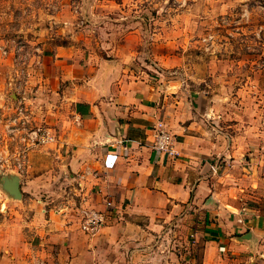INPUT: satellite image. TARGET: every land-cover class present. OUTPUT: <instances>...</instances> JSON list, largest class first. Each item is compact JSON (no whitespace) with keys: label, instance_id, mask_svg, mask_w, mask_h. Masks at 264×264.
<instances>
[{"label":"crops","instance_id":"0c3cea01","mask_svg":"<svg viewBox=\"0 0 264 264\" xmlns=\"http://www.w3.org/2000/svg\"><path fill=\"white\" fill-rule=\"evenodd\" d=\"M60 54L51 64L52 74L57 68L50 85L35 99L47 109L39 108L40 116L58 139L47 160L49 174L55 178L61 169L80 196L76 211L90 206L105 212L107 222L88 235L78 216L64 209L63 216L50 211L43 217L33 208L28 214L24 188L18 201L0 183V264H107L127 236L147 234L134 221L148 227L179 214L197 221L194 236L205 239L203 264L227 263L232 256L234 264H264L261 131L219 116L205 94L137 75L126 61L77 70ZM159 124L174 136L179 156L153 150ZM35 161L29 159L19 176L29 178ZM45 178L25 181L27 191Z\"/></svg>","mask_w":264,"mask_h":264},{"label":"rangeland","instance_id":"374dc122","mask_svg":"<svg viewBox=\"0 0 264 264\" xmlns=\"http://www.w3.org/2000/svg\"><path fill=\"white\" fill-rule=\"evenodd\" d=\"M59 51L77 70L126 61L137 75L207 95L216 114L240 118L261 131L260 139L264 135V0H0V182L3 175H21L14 167L19 154L26 165L36 157L30 177L20 176L28 214L33 208L47 217L64 209L78 216L80 196L66 174L59 168L55 178L49 174L52 144L32 146L14 131L18 108L29 133L52 129L39 113L47 109L35 99L40 87L50 85ZM37 175L46 177L44 183L27 191L25 181ZM134 223L147 234L127 236L107 264H203L205 239L194 236L192 218Z\"/></svg>","mask_w":264,"mask_h":264},{"label":"built area","instance_id":"2783aa9c","mask_svg":"<svg viewBox=\"0 0 264 264\" xmlns=\"http://www.w3.org/2000/svg\"><path fill=\"white\" fill-rule=\"evenodd\" d=\"M18 115L14 118L15 130L16 132H22L25 134L23 140H28L29 143H32V146L44 145V144H52L57 142V136L54 131L49 127H38L32 130L30 133L28 129L25 127L27 123V119L20 122L22 119L26 117L23 110L21 108L17 109ZM21 123L22 126L19 127L18 124ZM161 124L156 128V134L154 137L152 148L153 150L160 152L162 154H166L168 157L175 158L179 156L178 151L175 148V138L169 132L165 131ZM13 131V132H14ZM261 150L264 153V135L262 140ZM25 156L24 152L19 154V157L16 159L14 163V167L18 172H23L25 169ZM79 222L81 224V228L88 235H95L101 229H103L107 222V214L103 211L96 210L90 206H85L79 208L78 211Z\"/></svg>","mask_w":264,"mask_h":264},{"label":"water","instance_id":"95a60500","mask_svg":"<svg viewBox=\"0 0 264 264\" xmlns=\"http://www.w3.org/2000/svg\"><path fill=\"white\" fill-rule=\"evenodd\" d=\"M8 173H13L12 171ZM2 190L15 200H22V193L20 190L21 178L18 175L6 174L1 177Z\"/></svg>","mask_w":264,"mask_h":264}]
</instances>
